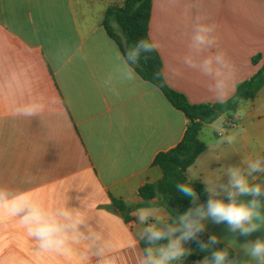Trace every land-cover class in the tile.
<instances>
[{"label": "crops", "instance_id": "crops-1", "mask_svg": "<svg viewBox=\"0 0 264 264\" xmlns=\"http://www.w3.org/2000/svg\"><path fill=\"white\" fill-rule=\"evenodd\" d=\"M124 3L0 0V185L30 192L48 209L80 208L122 264H137L145 227L134 214L139 191L162 179L153 161L182 141L188 120L136 72L135 80H127L117 58L122 52L104 27L108 9ZM197 23L214 26L216 41L198 56L190 49ZM149 36L167 84L192 105L222 101L210 90L214 80L184 58L194 55L198 63L224 52L227 66L219 78L225 80V102L264 64V0H153ZM31 104L40 106L36 115L17 114ZM231 115L234 121L223 115L203 126L199 139L206 150L190 167L196 179L187 170L188 181L204 189L203 180L227 183L229 166L264 157V87ZM257 175L255 182H264ZM114 199L128 206L133 221H125ZM155 208L170 221L165 208ZM257 222L260 230L241 236L224 223L203 221L208 237L216 235L235 251L237 264L250 259L242 245L264 239V216ZM89 243L72 244L70 256L42 253L19 218L0 216V264H95L86 255Z\"/></svg>", "mask_w": 264, "mask_h": 264}, {"label": "clouds", "instance_id": "clouds-1", "mask_svg": "<svg viewBox=\"0 0 264 264\" xmlns=\"http://www.w3.org/2000/svg\"><path fill=\"white\" fill-rule=\"evenodd\" d=\"M213 31L212 25H195L190 44L193 54L198 56L215 45ZM156 47L154 42L142 39L134 46H129L124 53H117V58L123 61L126 68L128 81L136 79L132 65L138 64L142 54L152 52ZM225 55L224 52H217L205 56L198 63L194 55L184 58L188 67L197 68L214 80L210 90L216 93L222 102L225 97V80L219 77L221 68L227 66ZM39 111L38 104H31L18 109L17 114L33 116ZM233 139L228 138L229 142ZM241 164L243 167L233 165L227 168V183L203 180L206 185L204 191L208 195L206 204L196 205L198 196L191 183H178L176 190L190 198L196 206L176 216L175 221L168 222L155 207L137 209L134 214L138 221L145 225L139 233V239L146 245L137 259V264H174L183 260L190 255V250L184 246L185 241L195 239L204 232L203 221L208 219L216 224H226L230 232H238L241 236H250L260 230L261 225L257 221L264 216V182L255 181L259 179L257 174L264 175V157L242 160ZM188 172L190 180L196 179V173L191 168ZM3 215L19 218L28 236L36 242L39 252L70 256L73 251L72 244L88 240L90 243L86 255L94 257L95 264H122L114 246L104 239L100 231L89 226L80 208L66 205L48 209L35 200L30 192L15 191L0 185V216ZM198 243L202 251L211 252L210 257L205 256L199 264H237L235 260L229 259L228 246L215 249L214 246L221 243L216 235L209 236L207 242ZM242 248L250 257L245 264H264V239L258 238L245 243Z\"/></svg>", "mask_w": 264, "mask_h": 264}, {"label": "trees", "instance_id": "trees-1", "mask_svg": "<svg viewBox=\"0 0 264 264\" xmlns=\"http://www.w3.org/2000/svg\"><path fill=\"white\" fill-rule=\"evenodd\" d=\"M153 0H125L122 8H110L106 13L104 27L108 36L114 40L121 52L124 53L129 46H134L142 39L150 40L149 28L152 15ZM260 61V57L254 59V64ZM135 72L146 82L158 88L171 105L182 112L188 125L182 141L173 149L159 153L153 165L162 170V179L155 184H146L139 191L142 202L137 206L163 207L170 213V221H175L176 216L183 214L190 207L206 204L208 195L200 182H190L186 177L187 170L192 167L198 157L206 150V145L199 139L204 125L213 123L223 115H228L234 121L233 115L237 112L242 100H254L264 87V64L257 74L242 83L233 98L228 101L215 104L192 105L182 93L173 90L166 82L163 73V63L155 49L152 52L142 54L140 61L132 65ZM178 183H191L198 200L193 205L190 198L176 190ZM114 205L126 222L133 221L131 210L121 200L114 199ZM205 232L200 233L195 239L188 240L193 249L190 256L198 262L205 256L211 255L210 251H202L198 241L207 242ZM164 243V241H161ZM144 248L145 242L141 241ZM215 249H223L227 245L222 242L214 246ZM229 259H234L236 253L228 247Z\"/></svg>", "mask_w": 264, "mask_h": 264}, {"label": "rangeland", "instance_id": "rangeland-1", "mask_svg": "<svg viewBox=\"0 0 264 264\" xmlns=\"http://www.w3.org/2000/svg\"><path fill=\"white\" fill-rule=\"evenodd\" d=\"M245 114H246V106H242L241 116H242V119L244 120H245ZM184 246L185 248L190 250V254L194 252L190 244L187 241H185ZM174 264H199V262L196 259L191 258L190 256H186L183 258V260L174 262Z\"/></svg>", "mask_w": 264, "mask_h": 264}]
</instances>
